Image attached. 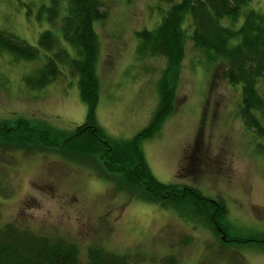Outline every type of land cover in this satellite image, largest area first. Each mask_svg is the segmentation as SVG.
<instances>
[{"label":"rangeland","instance_id":"obj_1","mask_svg":"<svg viewBox=\"0 0 264 264\" xmlns=\"http://www.w3.org/2000/svg\"><path fill=\"white\" fill-rule=\"evenodd\" d=\"M41 2L48 0H0V30L38 50L32 60L0 50V120L29 118L64 133L85 116L76 76L58 63L57 76L42 88L26 87L23 80L45 59L36 45L43 29L63 44L58 18L36 21ZM166 8L158 0H101L104 15L91 28L98 83L93 120L102 135L129 138L148 124L166 60L137 50L135 33L151 30ZM250 8L263 10L264 0H248L244 9ZM189 18L183 22L171 112L141 141V153L156 180L219 201L226 237L188 209L142 202L106 183L89 166L97 160L92 153L80 161L37 139H17L15 149L0 146V224L65 238L75 243L80 260L86 247L96 246L126 255L130 264H264V243L230 239L264 231V150L257 147L264 145V135L242 124L236 114L241 87L227 83L219 57L193 46Z\"/></svg>","mask_w":264,"mask_h":264},{"label":"trees","instance_id":"obj_2","mask_svg":"<svg viewBox=\"0 0 264 264\" xmlns=\"http://www.w3.org/2000/svg\"><path fill=\"white\" fill-rule=\"evenodd\" d=\"M158 1L167 7L160 21L151 30L142 29L135 33L137 50L144 54H160L166 60L156 86L157 105L145 127L129 138L118 140L102 135L94 123L93 112L98 99V83L93 69L97 42L91 26L95 19L99 20L104 15L100 10L101 0H48L47 4L41 2L35 8V19L58 18L63 44L58 46L48 30L43 29L39 33L36 45L44 52L45 59L41 66L23 76L24 84L31 89L42 88L57 76L58 63L68 66L69 72L76 76L77 92L85 105V116L73 131L64 133L29 118L1 119L0 146L15 149L19 146L14 144L17 139L24 143L37 139L41 145H50L64 155L73 153L80 161H83L82 156L92 153L97 160L94 166L88 164L96 168L106 183H114L116 189L142 202L188 209L190 214H199L212 232L222 233L225 230L221 223L225 217L223 205L206 199L190 187L156 180L144 163L140 143L151 138L162 119L171 112L172 88L186 36L183 22L188 16L190 31L187 36L193 46L201 48L209 58L219 57L225 67L223 77L227 83L240 85L241 99L236 114L242 124L252 128L257 136L264 135V9H244L248 0ZM60 9L65 12L61 17L58 14ZM3 49L15 59L38 57L36 46L0 30V50ZM257 147L259 151L264 150V145ZM222 234L226 237L225 233ZM230 239L233 244L264 243V231ZM74 244L65 238L38 234L13 222L0 224V264L131 263L124 254L96 246L86 247L84 259L80 260Z\"/></svg>","mask_w":264,"mask_h":264}]
</instances>
